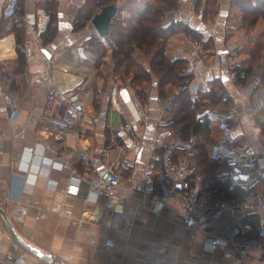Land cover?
<instances>
[{
	"label": "crops",
	"instance_id": "1",
	"mask_svg": "<svg viewBox=\"0 0 264 264\" xmlns=\"http://www.w3.org/2000/svg\"><path fill=\"white\" fill-rule=\"evenodd\" d=\"M82 1L21 0L20 14L40 5L48 9L53 6L55 13L49 31L41 39L40 50L26 56L21 49L22 27L3 18V0H0V93L12 91L20 98V105L11 117L0 97V131L4 136V152L0 154V208L21 238L54 257L49 262L21 245L0 213V256L7 260L1 264H253L251 259L240 258L231 244L207 250L204 244L211 234L196 226L182 225L177 199L155 198L159 191L157 179L147 183L143 178L148 145L159 127L169 126L180 132L179 126L170 125L169 112L158 118L160 104L173 99L178 91L168 86L165 98L154 102L148 98L159 94L153 80L149 86L154 91L145 90L141 97L132 89L135 103L150 116L136 125L139 140L133 142L121 123V113L126 107L119 86L124 83L111 73L109 62L100 65V72L95 62L82 54L86 32L74 30L78 10L75 3ZM202 1L204 15L191 18L189 26L201 34L204 51L189 56L193 38L179 31L168 37L165 54L171 59L185 58L189 69H204L206 88L210 87L211 79L223 81L231 106L222 112L232 114L234 141L251 143L256 149V164L264 171V110L254 108L257 91L250 97L244 94L240 86L223 75L217 63V52L229 42L239 44V49L231 55L232 67L250 61L251 52L246 40H242L245 38L238 37L243 27L238 26L235 18H226L229 0H210V9L207 0ZM186 7L184 3L182 9ZM52 28H55L54 37L48 41ZM257 41L258 46H254ZM250 43L254 46L252 51L258 54L253 73L262 74L261 89L264 87V36ZM51 57L54 61L50 64L47 59ZM142 64L146 68V62ZM50 84L61 91H79L85 104L81 123L64 129L60 153L71 156L73 165L87 175H97L114 162V170L120 177L114 189L92 194L85 183L71 181L68 169L43 164L42 160L50 158V153L40 145L28 160L27 148L40 141H51L52 130L60 126L55 115L45 111ZM191 96H197V91ZM219 116L211 119L213 140L205 145L208 155L213 142L221 138ZM105 150L108 156L102 160ZM84 156L89 157L87 165L83 163ZM122 158H127L128 162L122 164ZM198 166L202 170L200 164ZM219 174L227 175L224 163L212 176ZM214 186L215 194L203 189L213 204L239 196L238 191L236 197L219 201L223 190L219 184ZM263 186L264 177H256L249 187L258 190ZM227 188L231 193L237 188L240 190L239 186L230 184L228 175ZM213 195L216 196L213 198ZM262 219V212L239 211L227 214L226 218L228 226L250 221L255 228ZM225 229L216 233H224ZM257 253L254 248L249 251L251 257H256Z\"/></svg>",
	"mask_w": 264,
	"mask_h": 264
},
{
	"label": "built area",
	"instance_id": "2",
	"mask_svg": "<svg viewBox=\"0 0 264 264\" xmlns=\"http://www.w3.org/2000/svg\"><path fill=\"white\" fill-rule=\"evenodd\" d=\"M186 3V9L182 5ZM77 9L81 3H75ZM19 0H3L2 16L13 25H19L23 29L21 49L26 56L40 50L41 37L49 27L51 13L45 6H37L33 11L20 14ZM205 13V3L202 0H177V7L168 14L170 22L189 25L191 18L200 17ZM215 18H219L218 14ZM91 20V19H90ZM89 20V22H90ZM91 24V23H90ZM87 35H90L88 33ZM189 56L204 51L201 40H191ZM239 49L237 42H229L217 52V63L223 75L230 81H234L236 75L230 63L231 55ZM82 54L91 62L96 61L95 53L86 46L81 49ZM54 58H48L47 62L53 63ZM191 79L186 82L190 93L198 91L205 83V70L202 68H187ZM261 73H254L247 83L241 87V91L247 96H252L257 91L254 103L255 110H264V87ZM119 92L122 98L125 112L121 113L122 128L128 137L135 143L138 142L136 125L149 119L147 112H142L135 103L132 88L121 84ZM8 116H13L14 111L20 105V98L12 91L1 92ZM149 100L160 102L159 94L149 95ZM173 99L164 100L159 106L158 118L165 116L174 107ZM45 111L55 115L60 124L52 130L51 141L38 142L36 146H30L26 155L30 161L35 155L37 145L50 153V158H44L42 163L49 168L68 169L72 182H83L92 194H98L102 190L114 189L120 177L114 170V162H111L101 173L87 175L81 173L72 162V157L60 153V144L64 139L65 128L77 126L81 123L85 113L84 99L79 91H61L50 84L47 88ZM218 126L221 132L220 139L215 140L209 151V155L223 161L229 182L232 186H239V196L235 200L213 204L209 196L204 192L205 174L197 164V137L189 135L183 137L174 128L165 126L157 128L148 145V157L143 170L144 181L149 183L153 178L157 179L159 188L155 198L168 200L177 199L180 209L179 215L184 227L196 226L199 230L211 234L204 246L207 250H215L219 245L231 244L238 252L240 258H248L253 264H264V186L258 190L250 189V183L256 177H264V171L256 164V149L249 142L235 143L234 121L231 113H223L218 118ZM4 152V136L0 131V154ZM108 150L103 151L102 160H106ZM128 162L122 158L121 163ZM83 163H89V157L84 156ZM262 212V222L256 228L250 221L233 223L228 226L227 214L231 212ZM227 226V227H226ZM210 228L214 232L210 233ZM225 229L224 233L217 234L219 229ZM251 232V235H244ZM244 235V236H243ZM251 248L257 250V256L251 257ZM7 260L0 256V264Z\"/></svg>",
	"mask_w": 264,
	"mask_h": 264
},
{
	"label": "trees",
	"instance_id": "3",
	"mask_svg": "<svg viewBox=\"0 0 264 264\" xmlns=\"http://www.w3.org/2000/svg\"><path fill=\"white\" fill-rule=\"evenodd\" d=\"M115 2L116 0H83L75 15L74 30L82 29L102 7H116ZM122 6L124 7H116L117 14L110 20L107 35L88 36L84 42L96 54V67L101 72L100 65L109 58L111 73L119 81L128 84L140 97L145 93L143 84L150 82L151 75L157 79L155 88L162 98H165L167 85L177 84L180 91L172 100L174 107L169 112L170 125L179 126L183 137L196 135V161L205 172L204 190L214 192V185L219 184L223 190L222 197L217 195L219 201L236 197L239 189L231 193L227 188V175L219 174L215 178L212 176L223 163L210 157L205 147L206 142L213 140L210 134L212 129L210 116L207 112L203 115L198 114L207 107L214 111H223L230 107L231 98L227 93V87L220 78L211 79L210 88L200 86L197 96L192 98L186 86V82L191 79V74L187 72V60L183 57L171 59L165 54L166 40L172 34L183 31L187 36L199 40L202 39L201 34L186 24L164 22V14L177 7V0H125ZM124 8L129 15L121 18L119 11ZM49 9L52 23L55 17L54 7L51 6ZM237 13L239 15H235ZM232 17L237 20L238 26H245L250 30L264 25V0H229L226 18ZM54 32L55 28H52L48 41L54 37ZM260 32L264 35V28ZM135 54L145 57L146 68L139 59L137 60ZM256 59L254 56L246 65L232 67L236 75L234 80L236 86H244L251 78ZM215 196L213 195V198Z\"/></svg>",
	"mask_w": 264,
	"mask_h": 264
},
{
	"label": "rangeland",
	"instance_id": "4",
	"mask_svg": "<svg viewBox=\"0 0 264 264\" xmlns=\"http://www.w3.org/2000/svg\"><path fill=\"white\" fill-rule=\"evenodd\" d=\"M150 1H152V0H150ZM83 2V1H82ZM82 2H81V4H82ZM125 2V0H116V2H115V6L118 8V6H120V7H124V6H122V4ZM207 2H208V8L210 9V7H211V4H210V0H207ZM176 9V8H175ZM175 9H173V10H175ZM170 11H172V10H170ZM170 11H168V12H166L165 14H164V22L165 23H167V22H170V20H169V17H168V13L170 12ZM120 13H119V16H121V18H123V17H128V11L126 10V8H124V9H122L121 11H119ZM117 14V13H116ZM237 15H239V13H237ZM237 18H238V16H237ZM216 19V18H215ZM226 19V18H225ZM220 24L223 26L224 24H225V22H223V20L222 21H220ZM220 25V26H221ZM264 28V25H260V26H258V27H256V28H254V29H247L245 26L243 27V30H242V32L241 33H239L238 34V37L239 38H245V39H242V40H246V46L249 48V51L251 52V59L255 56V57H257V59L255 60V66H254V69L256 68V63H257V61H258V54L257 53H255V51H252L253 49H254V46H258V42L259 41H257V42H255V44H254V46H253V44L252 43H250V40H259L262 36H264V35H261L260 33V31L262 30ZM80 30H83V32H86V33H84V35H85V38H84V42H85V40H86V38L88 37V36H93V35H96V31H95V29H94V27L92 26V24H90V22L88 21L87 23H86V25L82 28V29H80ZM88 33H90V35H87ZM175 34V33H174ZM173 35V34H172ZM96 36H98V35H96ZM249 38H251V39H249ZM167 41V40H166ZM166 45V44H165ZM87 47V46H86ZM87 48H89V47H87ZM90 49V48H89ZM90 50H92V49H90ZM92 51H94V50H92ZM96 55V54H95ZM135 56H136V58H137V60L139 59L140 60V62L141 63H143V61H145V57L144 56H142V55H136L135 54ZM110 60H109V58H106L105 59V61H104V65L106 64V63H108ZM96 62V61H95ZM144 66V65H143ZM104 67V66H103ZM254 74V73H253ZM252 74V75H253ZM156 77L154 76V75H151V77H150V82L152 81V80H157V79H155ZM150 82H146V83H144L143 84V86H144V88H145V90L146 91H150V90H152L151 89V87L149 86L151 83ZM156 82V81H155ZM150 83V84H149ZM125 84V83H124ZM126 85H128V84H126ZM168 86H170V87H173V88H175V89H177V91H178V93H179V91H180V87L177 85V84H170V85H167L166 86V88L168 87ZM204 86V85H203ZM166 88H165V90H166ZM210 88V87H209ZM208 89V88H207ZM152 91H154V90H152ZM177 93V94H178ZM176 94V95H177ZM175 95V96H176ZM190 95H191V93H190ZM193 98V97H192ZM227 109V108H226ZM224 111V110H223ZM204 112H207V114L210 116L209 117V119L211 118H216L218 115H221L223 112L222 111H214V110H212L211 109V107H207V108H205L204 110H200L199 112H198V114H202L203 115V113Z\"/></svg>",
	"mask_w": 264,
	"mask_h": 264
},
{
	"label": "water",
	"instance_id": "5",
	"mask_svg": "<svg viewBox=\"0 0 264 264\" xmlns=\"http://www.w3.org/2000/svg\"><path fill=\"white\" fill-rule=\"evenodd\" d=\"M116 7L114 6H105L102 7L96 14L93 15V17L90 20V23L94 27L96 33L98 36H105L108 34L109 31V23L110 20L114 17L116 14ZM154 86H157V82H154ZM0 213L2 214L8 229L10 230L11 234L14 236V238L25 248L39 256L40 258L47 260L49 262L53 261L54 257L46 252L41 251L39 248L31 245L30 243L26 242L23 238H21L17 232L14 230L12 224L8 221L5 213L0 208ZM60 264H63L60 262Z\"/></svg>",
	"mask_w": 264,
	"mask_h": 264
}]
</instances>
